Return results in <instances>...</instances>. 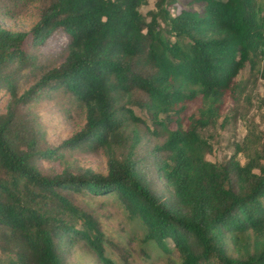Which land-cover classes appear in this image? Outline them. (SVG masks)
Segmentation results:
<instances>
[{"label":"trees","instance_id":"1","mask_svg":"<svg viewBox=\"0 0 264 264\" xmlns=\"http://www.w3.org/2000/svg\"><path fill=\"white\" fill-rule=\"evenodd\" d=\"M145 2L0 0L35 13L27 30L0 24V264H69L78 246L112 264L78 200L107 195L168 264H264V133L243 164L208 161L199 134L242 67L264 74V2ZM58 91L73 131L54 146L27 106ZM70 150L101 152L104 172L44 173Z\"/></svg>","mask_w":264,"mask_h":264},{"label":"rangeland","instance_id":"2","mask_svg":"<svg viewBox=\"0 0 264 264\" xmlns=\"http://www.w3.org/2000/svg\"><path fill=\"white\" fill-rule=\"evenodd\" d=\"M263 1L264 0H259ZM154 0H146L139 7L140 12L153 9ZM7 3L0 4V24L10 30H27L33 22L34 11L29 9L17 15L7 11ZM56 47L57 44L53 42ZM52 41L43 48V53L53 50ZM264 63H261V67ZM260 67V66H259ZM251 71L247 65L242 67L234 78L235 90L224 100L218 115L205 127L199 129V134L210 146L205 158L212 163H223L234 155L240 164L245 163L247 156L253 155L256 144L263 140L264 133V74ZM68 96L55 92L49 97H38L27 106V111L36 119V125L44 133L49 144L57 145L61 140L71 135L73 121H69L66 113L71 109ZM0 101V111L3 107ZM200 100L187 104L186 115L197 112ZM134 113L143 116L144 113L134 107ZM150 128V126H149ZM153 139L146 140L150 146ZM141 148L140 146L138 149ZM119 153V150H116ZM121 150V153H124ZM79 171L90 169L104 172V158L101 152L87 153L82 150L64 151L60 162H44V173L51 174L63 166ZM81 206L93 212L101 226V232L114 246L105 245V255L112 264H168V256L153 243L141 241V228L127 219L123 209L113 196H99L78 199ZM143 251L145 254H143ZM126 252V254L124 253ZM123 256L125 259H123ZM69 264H101L95 260L94 254L83 246H78L69 258Z\"/></svg>","mask_w":264,"mask_h":264}]
</instances>
